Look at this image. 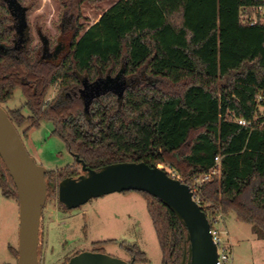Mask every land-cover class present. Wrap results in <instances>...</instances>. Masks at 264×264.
Returning <instances> with one entry per match:
<instances>
[{
  "label": "trees",
  "instance_id": "1",
  "mask_svg": "<svg viewBox=\"0 0 264 264\" xmlns=\"http://www.w3.org/2000/svg\"><path fill=\"white\" fill-rule=\"evenodd\" d=\"M57 1L55 27L70 34L60 62L41 61L37 47L27 53L0 49V104L17 88L25 96L23 107L7 111L15 126L29 121L26 134L41 121H52L53 133L91 169L118 162L163 164L186 184L219 156L220 172L201 186L202 209L208 217L234 212L264 239V24L240 18L243 8L260 0H118L107 9H100L101 0ZM85 4L99 15L90 26L81 22ZM10 15L0 0L1 47L14 41ZM119 72L130 80L122 103L107 92L86 114L83 77L93 81ZM54 85L58 94L48 101ZM78 173L72 165L47 171L49 191ZM0 189L18 201L1 156ZM140 192L162 264H180L187 229L160 199ZM10 250L18 258V249ZM133 260H146L145 253L137 248Z\"/></svg>",
  "mask_w": 264,
  "mask_h": 264
},
{
  "label": "rangeland",
  "instance_id": "2",
  "mask_svg": "<svg viewBox=\"0 0 264 264\" xmlns=\"http://www.w3.org/2000/svg\"><path fill=\"white\" fill-rule=\"evenodd\" d=\"M19 1L28 8L33 46L39 43L36 28L48 32L55 41L58 32L55 23L59 20L58 1ZM116 1L101 0L98 5L100 9H107ZM83 12L81 22L84 25L90 26L98 21L99 15L91 5L85 4ZM58 91V85L51 86L46 99L52 100ZM24 103L23 91L17 88L12 99L3 107L10 111L23 107ZM23 113L30 115L27 108H23ZM29 124L26 121L17 129L37 163L54 173L69 165L80 172V165L74 163V157L63 140L53 133L52 121L43 120L38 126L30 127L25 134ZM168 170L174 174L171 168L168 167ZM216 227L221 231V248H226L231 254L229 264H264V239L259 237L251 224L239 221L236 214L230 212L218 216ZM103 241L107 242L100 247L95 246L96 242ZM18 242L19 202L13 197L4 196L0 189V264H17V257L10 247L17 250ZM137 248L145 253L146 260L136 264H162V251L147 208V199L140 191L111 192L72 209L59 206L58 182L53 192L48 191L40 230L39 264H64L82 251L103 252L131 261Z\"/></svg>",
  "mask_w": 264,
  "mask_h": 264
},
{
  "label": "water",
  "instance_id": "3",
  "mask_svg": "<svg viewBox=\"0 0 264 264\" xmlns=\"http://www.w3.org/2000/svg\"><path fill=\"white\" fill-rule=\"evenodd\" d=\"M16 14L19 27L30 39L28 8L19 0H5ZM46 44V42H45ZM81 96L85 110L95 98L107 92L117 95L121 104L130 80L122 72L89 82L85 77ZM0 156L16 186L19 202V242L17 264H39L40 230L43 207L48 196L46 168L27 150L21 134L0 104ZM81 161V160H80ZM83 173L66 177L58 184V200L68 209L77 208L92 198L111 192L137 190L157 197L167 205L187 229L180 264H217L218 248L206 212L193 199L188 184L159 165L145 162H118L91 169L81 161ZM66 264H135L103 252L82 251Z\"/></svg>",
  "mask_w": 264,
  "mask_h": 264
},
{
  "label": "flooded vegetation",
  "instance_id": "4",
  "mask_svg": "<svg viewBox=\"0 0 264 264\" xmlns=\"http://www.w3.org/2000/svg\"><path fill=\"white\" fill-rule=\"evenodd\" d=\"M3 1L6 2L5 0H3ZM27 16H28V14H27ZM10 17L12 19V27L14 28L15 37H14V41H13L12 45L2 46V47L0 46V49L5 54H8L10 52H12V53L13 52L27 53L28 51H33V49L37 47L39 58L41 59V61H44V62L49 63V64H57L58 62L61 61V59L68 52V50L70 48V34L68 32L59 33V31H58L57 35H56V40L52 41L50 35L47 32L44 33V31H42L41 28L40 29L36 28V33H37V36L39 38V43L33 46V35H32V27H31L32 25H30V22L28 21L29 26H30V39H29L23 33L24 31H21V28L19 27V23H18V19H17L16 14L11 12ZM45 42H46V44H45ZM84 78L85 77H83L82 81H84ZM94 81L95 80H93V81L89 80L90 83L94 82ZM83 87H84V84H83ZM83 87H82V89H83ZM82 89H81V91H82ZM81 91H80V97L84 103V100L81 96ZM7 111H9V110H7ZM84 111L86 114L89 113V110L84 109ZM73 157H74V161H75L74 163H76V161H79L80 167H81L80 172L76 175V177H77L83 173L82 164H81V161L78 157H75V156H73ZM47 187L49 188L48 183H47ZM48 191H49V189H48ZM39 255H40V244H39ZM39 260H40V257H39Z\"/></svg>",
  "mask_w": 264,
  "mask_h": 264
},
{
  "label": "built area",
  "instance_id": "5",
  "mask_svg": "<svg viewBox=\"0 0 264 264\" xmlns=\"http://www.w3.org/2000/svg\"><path fill=\"white\" fill-rule=\"evenodd\" d=\"M241 21L243 23L249 24V25H256V24H264V0H260V3L255 4L251 7H245L241 10L240 14ZM262 100V97L260 96L258 101L260 102ZM240 123H246L245 120L240 119ZM220 157L218 156L216 158L215 165L211 167L207 172L202 173L200 176L196 177L193 181V183L188 184L190 187V190L193 193V199L202 206L203 203V197L201 195V186L204 182L209 181L212 179L214 175L220 172L221 166H220ZM166 171L172 176L177 177V174L174 172V174L168 170V167L170 166H163ZM178 178V177H177ZM221 214L217 216H211L208 217L209 221L211 223V233L213 235L214 241L217 244L218 248V261L217 264H229L231 260V254L226 248H221V231L218 230L216 227L217 225V218Z\"/></svg>",
  "mask_w": 264,
  "mask_h": 264
}]
</instances>
